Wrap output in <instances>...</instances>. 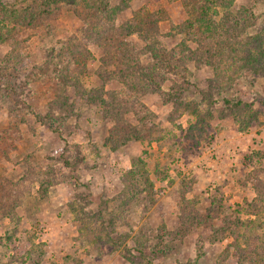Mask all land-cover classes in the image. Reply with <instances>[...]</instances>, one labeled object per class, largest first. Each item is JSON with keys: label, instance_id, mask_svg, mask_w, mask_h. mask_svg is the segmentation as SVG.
Returning a JSON list of instances; mask_svg holds the SVG:
<instances>
[{"label": "rangeland", "instance_id": "obj_1", "mask_svg": "<svg viewBox=\"0 0 264 264\" xmlns=\"http://www.w3.org/2000/svg\"><path fill=\"white\" fill-rule=\"evenodd\" d=\"M192 1L132 0L119 21L131 17L132 11H164L168 21L177 25L186 18L185 10L192 9ZM213 2L211 12L216 13L212 18L224 26L230 25L231 15L252 13L248 22L245 19L238 27L242 34L234 40L236 45L242 42L240 57H230L236 71L227 70L224 77L217 78L214 70L223 57L210 58L214 65L183 58L180 64L189 67L190 73H184L189 84L180 102H165L149 90L143 93L136 83L139 75L122 65L115 66L114 80L103 84L98 54L94 60L85 61L84 67L69 56L76 79H71L61 93L68 97L66 107L48 92L53 82L39 83L38 68L30 70L28 83L16 86L18 98L30 108L15 107L16 95L9 93L4 83L0 86V132L8 140L14 137L15 142L8 159L0 160V173L15 183L30 179L26 183L30 193L23 195L14 214L0 215V264H148L147 259L154 264H237L232 235L212 240V227L225 215L235 224L238 219L244 225L254 219V231L264 232V214L260 219L246 211L256 192L264 189V72L258 68L264 66V0H233L226 10L222 2ZM80 25L63 9L52 27L37 31L20 51L31 55L33 65H43L45 50L58 47L70 36L78 38L73 42L79 49L92 50L82 37ZM161 26L162 32L165 28L168 32V25ZM188 30L174 29L171 36L160 37L158 45L187 54L184 46H192ZM127 41L135 44L138 39L132 35ZM216 47L211 46L212 50ZM252 49L260 52V64L246 63ZM6 53L7 49L0 47V64ZM83 54V60L87 59ZM239 59L243 63L237 65ZM141 60L144 63L148 58ZM227 63L219 66H229ZM134 66L132 63L130 68ZM178 70L182 71L181 67ZM52 74L56 78L55 71ZM21 75L20 81H26ZM170 76L180 78L178 74ZM90 89L95 91L89 93ZM222 98L245 105L243 109L230 107ZM131 99L140 101L142 111L146 108L155 114L147 120L156 124L153 134L157 139L151 143H123L120 135L115 137L110 132L116 124L114 115L119 116V109L126 107L125 103L130 105ZM193 111L205 122L198 134L187 137V128L198 118ZM45 115L52 118V129L41 122ZM57 127L62 135L56 132ZM138 159L144 161L152 186L143 193V201L124 204V195L120 196L126 189L124 177ZM44 178L52 183L41 199L36 193L37 180ZM218 203L223 211L210 228L180 233L186 216H199ZM97 213L103 218L101 223L94 216ZM87 216L98 224L93 230V221L88 225ZM105 222L106 229H102ZM244 225L237 228L238 232L252 233L251 225ZM239 241L244 246L241 238Z\"/></svg>", "mask_w": 264, "mask_h": 264}, {"label": "trees", "instance_id": "obj_2", "mask_svg": "<svg viewBox=\"0 0 264 264\" xmlns=\"http://www.w3.org/2000/svg\"><path fill=\"white\" fill-rule=\"evenodd\" d=\"M131 1L132 0H25L23 3H3L0 0V47L7 49L4 62L0 64V86L4 83L8 88V92L16 95L17 98L14 106L18 109L30 108L27 102L18 98L19 92L17 93L16 89L20 86L19 83H28L27 80H31V77L28 75L33 69L37 68L38 70L40 69V72L38 71L40 73L39 83L44 84L47 81L53 82V86L48 92L51 93L52 96L58 97L56 101L61 99L59 104L65 107L69 105L68 97L65 93L64 95L61 93L65 92V86L68 87L71 84V79H76L72 71L71 62H69L70 57H72L71 60L73 59L77 64L84 67L85 61L89 59L94 60L97 58L95 54H98L99 57L97 59L101 62V67L103 68V76L101 78L103 84L111 83V81L114 80V68L116 65L125 66V68L130 69L131 72L134 70V73L139 75L137 79L140 81H136L137 85L140 83L139 89L143 93L148 90L156 92L161 95L165 102H175L179 100L182 96L181 94L186 89L185 87L189 84L184 73H188L190 69L185 64H180L185 57L190 59L188 62H192L193 60L194 63H200L205 60V64L207 65H214V62H212L210 58L217 57V55L220 59L223 57L222 63L225 64L226 61L229 66L221 68L219 65L222 63L218 64L217 68L214 70V74L217 78L219 76L224 77L227 70L232 71L235 69L233 65L230 64V57H240L238 51L242 46V42H240V45H236L235 43L236 38L242 34L238 27L245 19L247 21V19L252 16V13H249L250 15L247 16L245 11H241L240 17L231 15L232 21L230 25L228 26L226 24L224 26L223 22L222 24H218L212 18L216 13L212 14L211 12L212 9L210 6L213 5V0H204V4L199 2V0H194L192 1V9L185 10L186 18L184 21L177 25H172L171 22L168 21L167 14L164 13V11H132L131 17L119 21L126 8L129 7ZM217 1L223 3L225 10L233 2V0ZM63 9L70 11L74 17L80 21L81 25L79 30L82 33V37L86 41H89L92 50H87L84 47L79 49L77 43L73 42L78 38L76 36H70L68 39L59 42L60 45L58 47L52 46L45 50V64L33 65L31 55L20 51V49L25 48L37 31H41L42 29L48 30L50 26L52 27L53 23L58 20ZM162 24L166 25V27L167 25L169 26L168 32H166L167 28L162 32V29L164 30V26H161ZM174 29H189L188 35L192 46H184L188 52L187 54L186 52L178 53L176 50L168 51L163 46L158 45V39L162 37L164 40L166 37L171 36V31ZM132 35H136L138 39V42H135V44L129 42H132V39L127 41ZM245 43L246 41L243 45ZM213 45L217 46L215 49L217 51L216 54L215 50L211 48ZM203 47H205L204 50H202ZM224 51L227 53L224 54ZM83 52L87 54V59L85 60H83ZM142 57H146L148 60L143 63L141 60ZM150 59L151 62H149ZM259 59L260 52L252 49L249 52V59L246 60V63L260 64ZM239 60L238 62L235 61L237 65L243 63L241 59ZM132 63H134L135 66L130 68ZM50 65H52V67L48 69ZM258 66L263 73L264 66L261 64ZM180 67L182 71L178 70ZM9 70L13 71L14 74L9 72ZM28 70L31 71L27 72ZM52 71H55L56 78H52ZM235 71L236 69L234 73ZM256 71L254 73H257ZM118 72L121 74V70H118ZM19 74H22L26 81H20ZM171 74H178L180 78L173 80L170 76ZM134 78L136 79V77ZM227 81L229 80L227 79ZM219 83L221 84V81ZM57 87L58 89H56ZM130 88H132V86H130ZM115 90L116 89H114L112 93L115 94ZM82 91L85 93L84 88ZM94 91V89H90L89 93H93ZM100 91L103 92L105 90L101 88ZM53 100L54 99H51L49 103H53ZM131 101L130 105L129 103H125L126 107L119 109V116L115 117L114 115L113 118L116 120V124H113L114 129L110 130V132L112 136L115 135V137L120 135L122 141H124L123 143L132 141H147L151 143L153 140L157 139L153 134L156 124L148 123L147 120H152L155 114L146 108H143L144 111H142L140 107L142 104L140 101L137 100L135 103L134 99H131ZM222 101L230 105V107H240L243 109L245 105L239 100L234 102L231 99L222 98ZM121 103L122 102L118 103V105L121 106ZM194 114L196 113L194 112ZM146 115L149 118L145 119ZM196 115H198L196 121L187 128V137H193L195 134H198L197 131L200 128H203L205 119L201 117L199 113ZM50 121H52V118H49L47 115L41 118V122L48 125L47 127L49 129H52L53 126L50 124ZM119 123L123 124L120 125ZM55 130L59 135H62L60 127H57ZM14 143V137L8 140V137L0 132V160L8 159L10 151L14 148ZM64 163L67 165L68 161L65 160ZM33 176H37V174ZM124 178V187H126V189L120 192V196L124 195V204L127 203L130 205L134 201H143L145 199L143 193L149 192L152 186V182L148 178L144 161H142V159H138L137 161L134 160L132 162V168L126 173V177ZM32 180L33 177H31V181ZM34 181H36V178ZM21 182L23 183L21 184ZM28 182H30V179L26 177V180L22 178L18 183H15L0 173L1 217L14 214L23 195H25L26 192L28 194L30 193L28 192L29 187H26V183ZM37 182L39 185L36 193L43 199L46 195L47 187L51 185L52 181L49 178H44L42 180H37ZM219 208L222 210H219ZM220 211H223V207L221 203H218L215 208L209 206L199 216L192 218L186 216V219H184L185 228H182L180 233H185L190 230V232H195L200 227L210 228L213 220L218 218V213H220ZM246 211L250 215L259 216L260 219L263 217L261 215L264 214V189H260V191L256 192V196L248 202ZM94 216L96 219L98 218L101 220L100 223L102 222L103 218L101 219V214L97 213ZM87 217L88 222L93 221V225L91 224L93 230L98 224L93 217ZM82 222L85 221L82 219ZM253 222L254 219H249L244 225V223L238 219L235 224L228 216L223 215L217 226L212 227L211 239H223L226 234H231L233 238L232 247L237 253V264H262L264 261V232H255L253 228L255 224ZM88 225H90V222ZM242 225H251L250 228L253 229L252 233L248 234V232L243 234L238 232L237 228ZM106 226L107 222H105V226H103L102 229H106ZM88 231H91V228ZM239 238L242 239L241 243H243L244 246L240 245ZM139 251L141 250L139 249ZM146 262L148 264H154L153 260L150 259H147Z\"/></svg>", "mask_w": 264, "mask_h": 264}]
</instances>
